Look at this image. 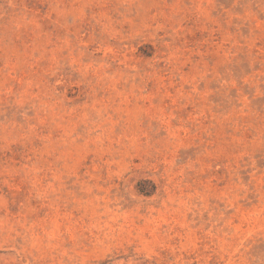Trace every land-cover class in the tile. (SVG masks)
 <instances>
[{
    "label": "rangeland",
    "instance_id": "1",
    "mask_svg": "<svg viewBox=\"0 0 264 264\" xmlns=\"http://www.w3.org/2000/svg\"><path fill=\"white\" fill-rule=\"evenodd\" d=\"M0 264H264V0H0Z\"/></svg>",
    "mask_w": 264,
    "mask_h": 264
}]
</instances>
